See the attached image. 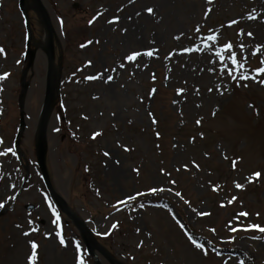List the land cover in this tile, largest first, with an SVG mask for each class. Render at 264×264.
<instances>
[{
	"label": "rangeland",
	"instance_id": "obj_1",
	"mask_svg": "<svg viewBox=\"0 0 264 264\" xmlns=\"http://www.w3.org/2000/svg\"><path fill=\"white\" fill-rule=\"evenodd\" d=\"M39 1L53 37V100L44 164L55 192L82 222L81 230L91 232L124 264H264V233L230 230L249 224L264 227V86L231 79L230 61L222 63L214 54L231 42L238 59L243 58L245 74L255 75L264 58V48L252 55L256 45H264V0ZM19 2L0 0V47L5 50L0 53V76L8 74L0 79V153L12 149L0 155V264H27L28 241L38 245L36 264H77V257L83 264H106L96 250L94 256L86 252L78 228L58 213L41 179L36 142L48 70L46 28L36 0H24L22 10ZM147 7L154 15L144 11ZM249 15L257 19L249 20ZM115 16L118 22L107 23ZM232 20L238 23L229 27ZM122 28L128 30L123 35ZM208 35H217V41L205 48ZM89 40L94 43L87 44ZM27 42L35 59L26 76L19 156L13 143ZM187 47L198 50L185 52ZM152 49L151 57L124 60L130 50ZM101 74L100 79H85ZM107 76L113 79L105 83ZM177 89L185 91L177 95ZM93 132L102 135L93 140ZM235 158L240 159L233 170ZM193 161L199 171L191 166ZM255 171L261 176L248 183L245 178ZM234 181L244 188L237 189ZM151 188L165 191L151 193ZM232 196L237 199L228 204ZM27 205L34 210L28 212ZM240 212L247 216L238 217ZM57 231H62L66 246L59 243ZM185 231L204 245L207 255L189 242Z\"/></svg>",
	"mask_w": 264,
	"mask_h": 264
},
{
	"label": "snow or ice",
	"instance_id": "obj_2",
	"mask_svg": "<svg viewBox=\"0 0 264 264\" xmlns=\"http://www.w3.org/2000/svg\"><path fill=\"white\" fill-rule=\"evenodd\" d=\"M130 3H134L135 0H129ZM208 3H212V0H207ZM119 11V10H118ZM144 11L149 14V15H154V9L152 7H147L146 9H144ZM211 9H208V12H210ZM99 15V14H98ZM136 16H140L141 13L140 12H136L135 13ZM205 15H207V12L205 13ZM97 17H93L92 20L89 21V24L91 25L94 20L96 19ZM119 16H115L113 17L112 19L108 20L107 23L109 24H113V23H116L119 21ZM129 20H131V17H128ZM247 19L249 20H256L257 17L254 16V15H249L247 17ZM238 21L237 20H232L230 23H229V27H231V25L233 24H237ZM261 23H264V20H261ZM121 34L123 35L124 33H126L128 30L127 28H122L121 30ZM196 31H200L199 28L196 29ZM241 33H243V29L240 30V32H238L237 34L240 35ZM246 35L248 37H252L253 36V33L252 32H248L246 33ZM176 39H178V37H174ZM217 41V35H208L206 38H205V48L208 47V42H216ZM94 43L93 41L89 40L87 42V44H92ZM95 43H99V41H95ZM87 45L86 44H81V47H86ZM240 47V50H241V53H243V50H244V45L243 44H240L239 45ZM262 48H264V45H256V48L255 50L252 52V55L255 56ZM185 52H194V51H197L198 49L196 48H193V47H187V48H184L183 49ZM156 51V49H152V50H149L147 52H144L142 53L141 51H138V50H130V54H127L125 57H124V60L127 61V62H134L136 61L137 57H140L141 55H146L148 57H151L153 56V53ZM5 50L3 49V47H0V53H4ZM225 53H229L230 55H227L225 56L224 54ZM215 56L217 58H219V60L223 63L225 61H230V64H231V68H232V71L228 72V75L231 77V79L233 80H239V81H244V80H253L254 82H258L259 84H261L262 86H264V78H259L261 77V74H264V58H261L260 61H259V64L261 65L260 67H258L256 70H255V75L254 76H249V75H246V69L244 67V63L242 62V57L240 59H238L237 57V54L236 52L233 51V44L231 42H228V43H225L222 45V47H220L219 49H217L215 51ZM88 64L90 65L91 64V61L88 62ZM120 67H124V64H120ZM108 70L105 69V72H107ZM239 72V75H236V73ZM8 74L5 73L3 74L2 76H0V79H4L6 78ZM103 74H101L100 76H96V75H92V76H87L85 77V79L87 80H95V79H100L102 77ZM259 78V79H258ZM113 79L112 76H107V79L105 80V83H108L110 82L111 80ZM153 80H155V75H153L152 77ZM239 86V85H238ZM243 87H247L246 84L242 85ZM213 89L212 88H209L208 91L211 92ZM227 89L225 88V91ZM185 90L184 89H177V95H180L181 93H183ZM216 91L217 92H220V88L219 86H217L216 88ZM156 92V89L153 88L150 92H149V96L151 97L152 95H154ZM199 92V90L197 89V93ZM221 95H223L224 93L223 92H220ZM94 99H96L97 97H93ZM173 103H176V101H173ZM200 105H197V107H199ZM249 107H253L254 108V105L250 104ZM215 115V112H213V116ZM148 116L151 118V123L153 125H156L158 122L157 120L155 119L154 115L152 112H149L148 113ZM86 119V117H85ZM202 119V118H201ZM201 119H197L195 121V123L197 124V126H199L201 124ZM102 135L101 132H93L92 136H91V139H96V137ZM156 137L157 139L160 138V133L157 131L156 132ZM200 138L203 139L204 138V134L201 132L200 133ZM195 140V137L192 138V140H190L189 142H194ZM0 143H2V141H0ZM117 146H120L119 143ZM157 147H159V145H157ZM177 145L176 144H173V148H176ZM124 151H130V149L128 147H124ZM7 152H12V149H7ZM7 152L5 153H0V155H5L7 154ZM13 155H15V153L13 152L12 153ZM104 156L108 157L110 154L108 152H104L103 153ZM207 155V154H205ZM225 159H228L227 156H225ZM239 159L240 158H235L231 161L232 163V167H233V170H235V167H236V164L239 162ZM116 163L118 164L119 161H116ZM192 167L196 168L197 171H199V165L193 161L192 162ZM183 168L185 171H188L189 170V166L187 164L183 165ZM133 171L139 173V169H133ZM163 169H161V172L163 173ZM177 171L179 172L180 169H177ZM261 176V173L259 171H255L251 174L250 177H246V181L248 183H251L253 182L254 179L258 180L259 177ZM170 183H175V181H170ZM234 186L237 188V189H243L244 188V185L240 184L239 182H236L234 181ZM219 187V185L213 187V191H216L217 188ZM151 193H157V192H161V191H165V189L163 188H151L149 190ZM139 195V194H138ZM175 195L177 196H180L181 194L179 192H176ZM136 197L134 196H129L127 199L128 200H134ZM237 199L236 196H232L231 199L228 201V204H231L233 201H235ZM127 201H120L119 203H126ZM185 203H188V201L185 200ZM225 205L224 204H221V207H224ZM0 207H4V204L3 203H0ZM141 207H143V205H141ZM195 211V210H194ZM53 215L55 216L56 213L53 212ZM197 215H200V216H209L211 215V213L209 212H198ZM257 215H259L257 213ZM238 217H246L247 216V213L246 212H240L237 214ZM55 222V221H54ZM32 222L29 221V224H31ZM15 227L17 228H21V225L17 224L15 225ZM117 227L116 224H113L112 225V228L115 229ZM181 227L183 228V225H181ZM231 231L235 232V231H238V230H243V231H249V230H256V231H259L261 233H264V227H261L259 225H252V224H249L247 225L246 227L242 228V229H238L236 227H232L230 229ZM32 231H35V229H32ZM210 231H215L214 229H210ZM136 232L139 233L140 232V229L137 228L136 229ZM24 236H28L29 235V232L28 231H24L22 233ZM56 237L59 238V243L61 244V246H66L65 245V241L61 235V232L60 231H57L55 233ZM185 236L187 237V239L189 240V242L198 250H200L201 252H204V245H202L201 243H197L196 240L194 239V237H192L191 235H188V233L185 231ZM257 237H252V239H256ZM29 245H30V248H31V253L30 255H28L26 257V260H27V264H36V260H37V247L38 245L36 244L35 241H28ZM143 244V242L141 241L139 244H137V247H141ZM205 255H207L206 252H204ZM77 264H83V261H81L79 259V257H77Z\"/></svg>",
	"mask_w": 264,
	"mask_h": 264
},
{
	"label": "water",
	"instance_id": "obj_3",
	"mask_svg": "<svg viewBox=\"0 0 264 264\" xmlns=\"http://www.w3.org/2000/svg\"><path fill=\"white\" fill-rule=\"evenodd\" d=\"M36 4H37V8H38V12L41 14L44 23L46 25L47 31H48V36H49V47H48V64L50 66L51 62H52V46H51V28H50V24L48 21V17L46 12L44 11V8L42 7L41 3L39 0H36ZM23 5V0H21V6ZM30 60H29V64L27 66V68L25 69L23 76H22V82L24 81L27 71L30 67V65L33 63V59H34V53L30 52ZM28 89V83L23 84V91L22 94L20 96V109H21V124H20V131L17 134L16 138V147L18 148V142H19V138L23 132V128H24V124L22 121V117H23V105H24V98L26 95ZM52 85L50 83V78H47V83H46V95H45V103H44V110H43V114H42V120H41V126H40V131H39V136H38V161H39V165L41 168V172L43 174L44 180L46 182V185L49 189V191L51 192V194L53 195V197L55 198L56 202L58 203L60 209L66 213L68 216H71V214L68 212V209L66 207V205L64 204V202L58 198L53 192L52 189L50 187L49 184V180H48V176L46 174L45 168H44V163H43V159H44V136H45V124H46V120H47V115L48 112L50 110V104H51V99H52ZM29 209H32V207H29ZM74 218V217H73ZM87 246L88 249L90 251H92V248L90 246V243L87 242Z\"/></svg>",
	"mask_w": 264,
	"mask_h": 264
},
{
	"label": "bare ground",
	"instance_id": "obj_4",
	"mask_svg": "<svg viewBox=\"0 0 264 264\" xmlns=\"http://www.w3.org/2000/svg\"><path fill=\"white\" fill-rule=\"evenodd\" d=\"M52 73H53V71H52ZM49 247H50V245H49ZM66 251V250H65ZM43 252H45V253H47L48 252V247L47 246H45L44 247V249H43ZM237 256V254L236 253H230V257H236ZM74 259H76V257L73 255V260Z\"/></svg>",
	"mask_w": 264,
	"mask_h": 264
}]
</instances>
